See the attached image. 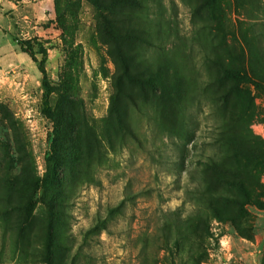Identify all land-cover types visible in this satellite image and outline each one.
<instances>
[{
    "label": "rangeland",
    "instance_id": "1",
    "mask_svg": "<svg viewBox=\"0 0 264 264\" xmlns=\"http://www.w3.org/2000/svg\"><path fill=\"white\" fill-rule=\"evenodd\" d=\"M241 65L264 78V0H0V264H45L54 191L63 257L155 264L157 229L196 208L212 160L235 180L204 187L222 216H204V264H264V94Z\"/></svg>",
    "mask_w": 264,
    "mask_h": 264
},
{
    "label": "trees",
    "instance_id": "2",
    "mask_svg": "<svg viewBox=\"0 0 264 264\" xmlns=\"http://www.w3.org/2000/svg\"><path fill=\"white\" fill-rule=\"evenodd\" d=\"M116 2H123L124 4L133 5L136 4V0H116ZM108 32V31H107ZM109 33V32H108ZM43 58L38 61V69L42 76V88L44 91V99H43V107L46 116L52 118V107H51V97L53 90L50 87V84L47 80L46 74V57L43 52ZM34 62H37L35 57L31 54L30 56ZM124 78L128 82H134L138 80V77H134L129 73V67L127 65L124 66ZM238 78L242 81H248V77L246 74V67L241 65V68L238 69L237 72ZM233 76V75H231ZM250 84L255 86L257 90H260L264 94V78L254 81H248ZM118 118L120 119L118 113L115 111ZM226 134L223 133V139L225 140V144L229 145V141H227ZM56 144L54 143L51 146V150L55 149ZM49 161V159H48ZM209 164V170L212 172L211 177L209 179L207 176H202L196 186L192 188L190 192L192 197H195L196 208L194 210L184 214L183 210L176 209L174 211H169L166 213V219L160 227L157 229V235H154V241L156 242L157 251L155 255H153L155 264L162 263L167 264L166 261L159 262V250H163L166 252H170V254L175 251H181L180 253H175V255H171L170 264H204L206 253H205V243H204V235L208 234V224L207 220L204 219V216L208 213L215 216L217 219H222L218 200L219 197L216 196L213 190L209 191V193H204V187L208 185V183H215V185L219 183H224L230 185L234 182L235 177L232 172L221 162L222 160H212ZM50 179V172L44 179V183L47 186V183ZM195 193V195H194ZM1 198V196H0ZM64 198L60 195V193L52 192V197L49 198L47 202L48 209L46 215V223H47V233L45 235V242L43 243L42 250L39 251L36 256L43 258L45 264H75L74 261L77 255L72 254L71 257L65 258L62 252L64 251V246L61 243L60 234H59V226L61 224L64 225V221L62 219L63 213L60 208L65 204ZM259 208H264V204H259ZM11 205L9 203H5L3 209H0V217L4 219V221H10ZM18 208V207H17ZM24 208V207H21ZM204 208V210H201ZM19 209V208H18ZM32 216L31 207H27L25 209V215L23 217V222L28 220ZM19 219V217H18ZM17 219V220H18ZM22 222V218L20 217ZM105 228V227H103ZM65 251L67 249L65 248ZM185 255V256H184Z\"/></svg>",
    "mask_w": 264,
    "mask_h": 264
}]
</instances>
